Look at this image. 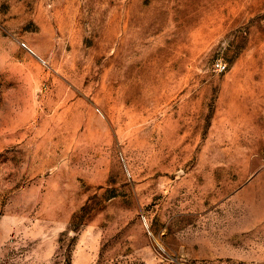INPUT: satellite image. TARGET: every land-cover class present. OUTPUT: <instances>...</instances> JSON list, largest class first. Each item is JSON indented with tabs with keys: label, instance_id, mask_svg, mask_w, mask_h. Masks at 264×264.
I'll use <instances>...</instances> for the list:
<instances>
[{
	"label": "rangeland",
	"instance_id": "374dc122",
	"mask_svg": "<svg viewBox=\"0 0 264 264\" xmlns=\"http://www.w3.org/2000/svg\"><path fill=\"white\" fill-rule=\"evenodd\" d=\"M0 264H264V0H0Z\"/></svg>",
	"mask_w": 264,
	"mask_h": 264
},
{
	"label": "built area",
	"instance_id": "2783aa9c",
	"mask_svg": "<svg viewBox=\"0 0 264 264\" xmlns=\"http://www.w3.org/2000/svg\"><path fill=\"white\" fill-rule=\"evenodd\" d=\"M226 66L222 64H217V71L218 72H225Z\"/></svg>",
	"mask_w": 264,
	"mask_h": 264
}]
</instances>
